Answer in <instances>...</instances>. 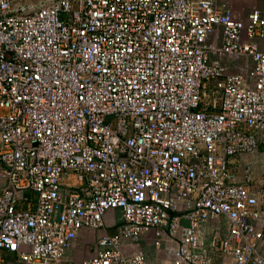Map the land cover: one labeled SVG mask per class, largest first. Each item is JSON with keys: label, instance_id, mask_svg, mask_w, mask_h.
<instances>
[{"label": "built area", "instance_id": "1", "mask_svg": "<svg viewBox=\"0 0 264 264\" xmlns=\"http://www.w3.org/2000/svg\"><path fill=\"white\" fill-rule=\"evenodd\" d=\"M233 1L0 0V264H264V0Z\"/></svg>", "mask_w": 264, "mask_h": 264}, {"label": "rangeland", "instance_id": "2", "mask_svg": "<svg viewBox=\"0 0 264 264\" xmlns=\"http://www.w3.org/2000/svg\"><path fill=\"white\" fill-rule=\"evenodd\" d=\"M258 4L260 5V3ZM256 5H257V2H255V0H234L233 1L234 8L239 11H242V10L249 11L252 8H254ZM84 256L85 255L78 257L72 264H78Z\"/></svg>", "mask_w": 264, "mask_h": 264}, {"label": "crops", "instance_id": "3", "mask_svg": "<svg viewBox=\"0 0 264 264\" xmlns=\"http://www.w3.org/2000/svg\"><path fill=\"white\" fill-rule=\"evenodd\" d=\"M235 9V8H234ZM237 10V9H236ZM113 230V229H112ZM111 232H113V231H111Z\"/></svg>", "mask_w": 264, "mask_h": 264}]
</instances>
